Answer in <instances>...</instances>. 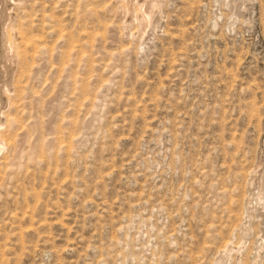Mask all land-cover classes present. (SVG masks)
Returning a JSON list of instances; mask_svg holds the SVG:
<instances>
[{
  "label": "rangeland",
  "instance_id": "obj_1",
  "mask_svg": "<svg viewBox=\"0 0 264 264\" xmlns=\"http://www.w3.org/2000/svg\"><path fill=\"white\" fill-rule=\"evenodd\" d=\"M144 1L0 0V264H264V0Z\"/></svg>",
  "mask_w": 264,
  "mask_h": 264
},
{
  "label": "bare ground",
  "instance_id": "obj_2",
  "mask_svg": "<svg viewBox=\"0 0 264 264\" xmlns=\"http://www.w3.org/2000/svg\"><path fill=\"white\" fill-rule=\"evenodd\" d=\"M154 1H155V0H145V1H144V4H145V2H146V4L149 5V4L153 3ZM148 10H149V8H148ZM145 11H146V9H145ZM143 13H144V12H143ZM149 14H151V13H150V10H149V11H146V13L144 14V16L148 17ZM0 122H1V121H0ZM0 125H1V124H0ZM2 144H3V143L0 141V149L3 148V147H2ZM0 152H1V151H0Z\"/></svg>",
  "mask_w": 264,
  "mask_h": 264
}]
</instances>
